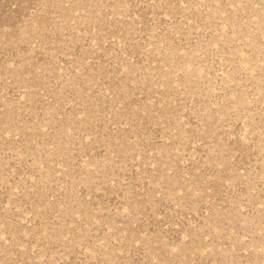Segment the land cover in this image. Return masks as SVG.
Here are the masks:
<instances>
[{
    "label": "rangeland",
    "instance_id": "1",
    "mask_svg": "<svg viewBox=\"0 0 264 264\" xmlns=\"http://www.w3.org/2000/svg\"><path fill=\"white\" fill-rule=\"evenodd\" d=\"M0 264H264V0H0Z\"/></svg>",
    "mask_w": 264,
    "mask_h": 264
}]
</instances>
